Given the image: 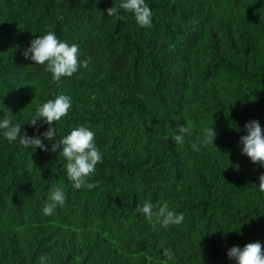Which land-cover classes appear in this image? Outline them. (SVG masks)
I'll list each match as a JSON object with an SVG mask.
<instances>
[{"label": "trees", "instance_id": "16d2710c", "mask_svg": "<svg viewBox=\"0 0 264 264\" xmlns=\"http://www.w3.org/2000/svg\"><path fill=\"white\" fill-rule=\"evenodd\" d=\"M121 3L0 0V121L12 116L42 140L56 129L43 140L49 151L0 135V264H236L233 246H264V166L240 143L247 122L264 129V0H145L150 27ZM112 6L118 16L107 15ZM50 31L79 49L78 70L59 82L47 62L23 55ZM60 95L71 99L68 114L32 127L37 107ZM188 123L177 144V126ZM80 126L102 153L87 178L93 189H75L61 149L51 151ZM53 185L65 203L45 215ZM145 202L184 220L154 228L135 212Z\"/></svg>", "mask_w": 264, "mask_h": 264}, {"label": "clouds", "instance_id": "9594fccd", "mask_svg": "<svg viewBox=\"0 0 264 264\" xmlns=\"http://www.w3.org/2000/svg\"><path fill=\"white\" fill-rule=\"evenodd\" d=\"M127 12L134 14L137 24L141 27H150L152 21V13L150 7L145 0H122L119 6ZM107 15L118 16L117 7H110ZM122 18V17H121ZM78 45H69L57 39L54 32H48L43 36L31 40L23 55L26 59L34 61L35 64L44 65L47 62L46 71L52 73L54 81L59 82L61 77H71L80 66L78 59ZM83 66H88V60L83 61ZM31 86V85H30ZM71 108V99L66 95H60L55 100H48L46 103L38 106L34 116L28 123L38 130L37 121L44 124L52 125L53 122L59 121L68 114ZM247 135L240 138L243 145L242 154H245L253 163H259L264 166V129L261 128L259 121H249L244 125ZM192 125L179 124L173 139L177 144L185 142V136L191 135ZM0 135H2L9 143L18 141L25 148H39L43 151L49 149L43 143V140L51 141L56 137L55 127H49L42 134L43 140L39 136H28L22 131L19 123H14L12 116H8L0 121ZM216 132L211 128L203 129V139L200 141L203 145L214 144ZM95 133L86 127L80 126L71 130V132L61 139H58L51 147V151L61 149L60 154L65 158L67 177L73 182L75 189L87 187L93 189L95 184L88 182V177L96 170V165L102 163V153L96 147ZM194 151H199L197 143L192 144ZM259 190L264 192V174L259 176ZM45 204L43 212L45 215H51L57 206L65 203V193L62 187L53 185ZM135 212L143 214L146 220L155 228L159 223L163 227L170 225H179L184 220V214H176L169 210L167 203L162 206L153 205L145 202L142 206L137 205ZM264 246L259 241L248 243L243 248L233 246L229 249L227 256L234 259L236 264H264ZM163 255L168 259H173V253L170 249H164ZM47 257L41 256L39 264H46ZM166 264V261H165Z\"/></svg>", "mask_w": 264, "mask_h": 264}]
</instances>
